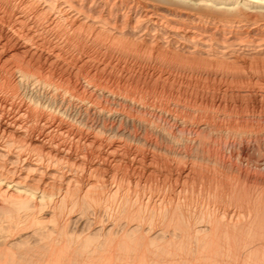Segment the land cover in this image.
Here are the masks:
<instances>
[{"label": "rangeland", "instance_id": "rangeland-1", "mask_svg": "<svg viewBox=\"0 0 264 264\" xmlns=\"http://www.w3.org/2000/svg\"><path fill=\"white\" fill-rule=\"evenodd\" d=\"M11 7L14 8L11 5H0V110L5 112V119L26 113L19 121L27 128L24 129L25 131L7 129L6 131L9 132L5 135L10 133L7 136L24 147L35 148L36 151L42 149L41 151L44 150V153L52 152L53 155L55 151L49 150V145H47V137L50 134L49 138L55 137L72 149L68 153L65 152V155L61 151L55 152L54 155L57 154L58 158H68L69 162L80 165V168L92 169L90 178H81V181L89 179L93 185L92 188L97 186L105 190L103 197L106 196L108 188L117 186L118 182L121 184L120 186L123 184V188L121 187L116 200L110 198L109 201L106 200L102 204L104 208H90L88 212L83 213L75 209L57 215L54 219L56 225L51 226V223L55 222L52 221L50 224L48 223L49 225L47 224L49 227L41 229L45 232L38 231L37 234H34L33 237L36 235L38 239L39 236V240H36L35 237L33 241L30 237V240L26 238L27 242L20 243L22 238L26 237L23 236L21 239L16 238L15 241L16 243L18 241L19 244L14 246L13 244L16 243L12 241L14 243L10 247L0 239L5 243H0V264H173V262L175 264H195V262L196 264L197 262L198 264H264V72H261L264 71V66L257 63V68H255L250 66L247 61L237 63L239 65H231L215 59H203L196 54L190 55L174 50L165 44L160 47H157L159 45L155 43V46H152L153 43L146 45L140 39L123 38L118 40L107 37L106 34H104L105 36L101 35L102 37L94 36L86 28L79 31V39L78 36L69 33V24L68 27H63L67 28L63 32V28L58 25L52 26L54 31H51L52 34L46 31L39 32L34 28L29 31L27 25L25 26L19 18L18 11L14 9L13 12ZM46 23L43 25H49L51 22ZM83 34L85 37L82 38ZM87 35H90L89 39ZM98 37L100 41H98ZM22 38L27 41L24 42ZM18 66L24 72L28 71L29 76L33 75L35 79H40L42 83L39 82L37 86L34 84L35 86L28 87V92L25 93L21 88L24 87L23 84L17 85L16 75H13L14 70L16 71L15 68H20ZM243 71L244 73H242ZM228 73L229 75H227ZM234 73L239 77L238 75L236 77ZM244 74L246 77H243ZM233 75L234 79L237 78L236 80H233ZM47 88L56 89L59 93L67 91V96L71 93L76 94L79 100H85V102L92 101V104L100 109H98L99 111H105V116L84 115L85 125H83L73 121L72 109L67 116L66 114L57 115L59 113L50 110L45 104L40 107L37 103L39 100L44 103L42 99ZM33 95L34 100L32 99ZM64 130H69V134L64 133L60 136L59 132ZM80 153L85 154L86 158H82ZM135 183L139 188L134 190ZM127 184L132 189L128 188ZM126 187L129 189H127L129 193H127ZM140 191L145 192L146 196L153 194L151 197L163 199L165 207L178 201L177 204L181 209L180 215L177 213L172 222L168 218L169 222L164 223L167 225H163L160 224L161 220L159 222V216L154 214L152 217L155 220H153V223L155 222L153 226L151 225L149 228L146 226V222L144 223L146 225L143 224V227L146 226L144 228L148 229L147 231L144 228L136 229L140 230L139 233L134 229L137 232L136 235L133 230V233L129 232L127 235L126 230H129L130 227L127 225L126 217L131 211L130 209H134L130 205L135 203L132 200L140 195ZM122 192L124 196L132 194L130 197L127 196L129 205L126 208L129 211L125 210L127 211L125 219V215L119 207L123 205L122 199L119 198L123 195ZM134 205L139 206L136 203ZM136 206L135 208H137ZM157 208H155L156 212ZM225 210L232 213L234 217L236 216L234 219L237 220V223L245 220L243 223H248V220H251L252 223V219L256 222L260 219L261 224L253 223L255 226H252L253 224L249 225L248 223V226H251L250 230L248 226L246 229H242L244 231L238 230L241 237L236 231L233 232L236 237L233 235L232 239L230 236L233 233H229L230 236L228 235L226 239L230 240L227 239V243L224 242L225 236H222L224 235L222 229H218V233H214L216 236L220 232L222 234H220L221 237L213 235L216 237V240L212 238L214 242L210 237L205 238L206 241L202 239L203 231L202 235L198 233V237L195 234L196 243L195 237H193L195 231L188 232V230H192L188 229L189 223L191 222V227L193 219L198 221L200 215L212 221L218 214L216 219L220 220V215ZM41 214L38 213L36 218H39ZM75 217L78 220H75L76 223L73 220L76 219ZM204 221L207 220L204 219ZM111 222L115 225L120 223L115 228L113 226V232L107 233L111 236L105 234L106 231L103 233L98 230V226L111 225ZM203 224L198 223L197 226H203ZM206 224L204 226H207ZM120 226L122 229L119 228ZM21 227L19 228V230L21 229L20 233L22 228L27 232L28 229ZM31 229L33 227H30L28 231ZM149 230L150 232H148ZM160 230L166 238L172 236V230L174 234L178 235V240L174 238L176 235L173 237L176 241L182 242L180 240L183 239L185 242L181 244L174 240L176 245L180 244V246H176L173 245L174 243L172 244V238V242L168 243L172 244L173 248L172 245L165 243L168 239L165 240L166 238L161 234L160 237L163 240L158 237L161 240L158 242L162 244L164 241L165 246L163 244L160 246L156 242L158 238L153 236L155 241L151 236L156 231L161 233ZM180 230L183 232L181 231V233ZM151 232L153 234L150 235ZM206 232L208 233V231ZM14 233L19 234L17 231ZM94 233L98 235H94ZM122 233H126L127 236ZM12 234H9L12 238L18 235ZM140 235L144 236L142 240L145 241L151 236L150 238L153 240L149 238L148 241H154V243L149 242V245L146 242L149 247L145 241L139 240ZM181 235L186 238L180 239ZM86 236L91 237L89 241ZM105 236L106 240L108 238L111 243L104 240ZM135 236L140 242L137 243V240L133 239ZM187 238L189 241H191L190 239L195 241L196 246L198 244V247L195 248L194 243L190 242L193 253L191 250L189 252L190 244H188ZM236 238L237 241L239 239V242L236 241ZM82 239H85V243L89 244L81 245ZM132 239L134 244H137H132L133 242L130 241ZM209 239L210 241H208ZM231 240L232 242H230ZM67 243L68 245H66ZM203 243L205 244L202 250L200 246H203ZM153 244L159 246H155L157 250L155 247L153 249ZM184 244H188V248ZM205 245L211 249V252ZM79 246L81 250L87 246L88 248L82 250L83 253H81L78 252V250L81 251L78 249ZM95 246L97 247L95 248ZM182 246L185 248L182 249ZM160 247L162 248L160 249ZM166 247L169 249L171 247V249ZM175 247L178 248L176 252H174ZM180 247L182 251H185H183L184 254L180 251ZM74 248L77 249L74 250ZM215 248L220 252V254H218L219 252L215 253L218 259L216 263L213 262L215 256L212 253V251H218ZM62 249L66 250L67 256H63L64 250ZM126 249L127 251H125ZM159 249L165 251L161 252ZM172 249L174 251H171ZM197 249L201 253L195 251ZM54 251H56L55 254ZM57 251L61 256L57 257L59 255ZM85 251L86 253H84ZM156 251L159 252L157 256L155 255ZM168 251L177 254L176 257H172L174 255L169 254ZM177 251L180 252L177 253ZM194 251L197 254L207 253L206 257L200 255L201 261L200 258H197L198 256L195 257L197 254ZM160 252L162 254L168 252L163 254L166 260ZM75 253H79L80 256H76ZM179 253L183 255H179ZM82 254H84V258L81 256ZM207 255L210 257L211 263ZM64 257H67L65 261ZM170 259L173 262L167 263L170 262Z\"/></svg>", "mask_w": 264, "mask_h": 264}, {"label": "bare ground", "instance_id": "bare-ground-1", "mask_svg": "<svg viewBox=\"0 0 264 264\" xmlns=\"http://www.w3.org/2000/svg\"><path fill=\"white\" fill-rule=\"evenodd\" d=\"M0 3H1L0 5L4 4L5 6H10V5L13 6L14 8L11 7L13 9L12 11L14 12L15 11L14 9H16L18 11V13L17 12L16 13L19 14L18 16H19V18H21V20L23 21L25 26L27 25L26 27L28 28V30L29 29L31 30V28H34L36 31L37 30H39V32L43 31V33H44V31H46V32H50L52 34V32H51V31H53L52 26L58 25V27L63 28V27H68L67 25L69 24L70 25L68 27L69 31H70L69 33H72L73 36L74 35L78 36L79 39H80V32L79 31L82 28H86V29H89L93 33L94 36H99V35L101 36V35L106 34V35H108L107 37H111L112 39H118V40H121L123 38H125V39L129 38V40L130 39L131 40L140 39L146 45L148 43H149L148 45H151V43H153L152 46H155L154 45V43H155V44L159 45L157 47H160L161 45L165 44V45L172 47L174 50L176 49L182 53H186V54H190V55L196 54L198 57L200 56L203 59H215L217 61H224V62L231 64V65H235L237 63H244L245 61H247L250 64V66H254L255 68H257V66H256L257 63H261L262 67L264 66V0H0ZM18 16H16V17H18ZM17 20H19V19H17ZM46 22H51V23L50 24L48 23L49 25L44 26L43 24H45ZM21 25H22V23H21ZM49 26H51V27H49ZM22 28H24V27H22ZM64 29L65 28L62 29V32ZM65 30H67V28ZM58 31H60V30L58 29ZM67 35H69V34H67ZM93 35H91V36H93ZM83 36H84V34L82 35V38H83ZM53 37H54V35H53ZM89 37H90V35L88 36V39H89ZM62 38H64V37H62ZM98 39H99V37H98ZM140 40H136V41H140ZM25 41H27V40H24V42ZM98 41H100V39ZM132 42H130V43H132ZM96 43H99V42H96ZM146 45H144V46H146ZM124 51H126V49H124ZM127 53H128V51H127ZM210 61H212V60H210ZM237 65H239V64H237ZM18 67H20V66H18ZM246 68H247V66H246ZM15 69H16V71L14 70L15 73H13V75L14 74L16 75L15 77H16L17 85L23 84L24 87H21V88L24 90L25 93L28 92L27 91L28 87H32L34 84H36V86H37V84H39V82L42 83V81L40 79H38L37 77H36L37 79H35V77L33 75L29 76L28 75L29 72L28 71L24 72V70H22L21 67L15 68ZM250 69H251V67H250ZM256 71H257V69H256ZM259 71H261L260 68H259ZM252 72H250V73H252ZM261 72H264V71H261ZM242 73H244V71ZM257 73H258V71L256 72V74ZM234 74L237 77L238 74H236V73H234ZM256 74H255V76H256ZM227 75H229V73ZM251 75H253V74H251ZM235 76L233 75V80L237 79V78L234 79ZM241 76H242V74H241ZM238 77H239V75H238ZM243 77H246L245 74L243 75ZM39 86H41V85H39ZM43 86H45V85H43ZM66 92L64 93V91L63 92L60 91V93H59L58 91H56V89H53V88L48 89L44 93V97L42 99V100H44V103H41L39 100V103H37V105L40 107H43L45 104L50 110H52V111L54 110V112L59 113L57 115H60V114L61 115L66 114L67 115L68 112L70 111V109H72L73 110L72 111L73 116H71V117H72L73 121L77 124H83V125H85V121L83 118L84 115L96 114L98 116H103V117L105 116V111L104 112L99 111L100 109L98 108L99 109L98 110L96 108V106H94V104H92V101L91 102H88V101L85 102V100L84 101L79 100L77 98L78 95L76 96V94H73V93H71L70 95L67 96ZM61 93H63V94H61ZM32 99L34 100V95H33ZM23 113H25V112H23ZM5 115H6L5 112L3 110H0V239L4 240L7 245H10V247H12L13 245L14 246L17 245V243L19 244V242L17 241V243H16L15 240H16V238L21 239L23 236H26V237L22 238L20 243L21 242L25 243L26 238H28V240H30V237L33 240L36 237V235H35V237H33L34 234H37L38 231H40L42 233V231L44 230V227L46 229V226L48 223L50 224L52 221H55L54 219L56 218L57 215H61L65 212H70V211L75 210V209H78L82 213L85 211L88 212V210H90V208L101 209V208H104V207H102V204L105 203L106 200L109 201L108 199H110V198L111 199L113 198L112 200L117 199L118 193L120 192V189L123 186V184H122V186H120L121 184L118 182L119 183V185H118V183L116 182L117 184L116 183L115 184L117 186L108 188L109 190L106 192L107 193L106 196L103 197V192L105 190H103L97 186H96L97 188L96 187L92 188L93 185H91L92 183L89 182V179H86V181H84V182L81 181V178H90V174H91L92 169L84 168V167L80 168L79 167L80 165L78 166L74 163L69 162L68 158L67 159H63L61 157L58 158L56 156L57 154L54 155L55 152H59V151L64 152V155H65V152L68 153L69 151L72 150L70 147H68L64 144L65 142L58 140L55 137L49 138L50 137V134H49V136L47 137L48 138V144L47 145H49V148H48L49 150L51 149V151H55L52 155V152H45L44 153L43 152L44 150L41 151L42 149L39 151L38 150L36 151V150H34L35 148L29 149V147H24L23 145L19 144V142L17 143L14 140H12V138H9L7 135H9L10 133L5 135L6 133L9 132V131L8 132L6 131L7 129L13 128L15 130H24L27 128V126L25 127V125H22L19 121V119L22 118V116L24 117V115L22 113L14 115L10 118L8 117V119H5V117H4ZM55 127H57V126H55ZM49 129H50V127H49ZM64 133L69 134V130L68 131L67 130L66 131L65 130L60 131L59 135L61 136ZM41 136H43V135H41ZM68 138H69V136H68ZM76 147H78V146H76ZM76 151H79V150H76ZM82 154H81V156H83L82 158H86L85 154L84 155H82ZM62 155H63V153H62ZM85 160H87V159H85ZM94 171H96V170L94 169ZM92 177H93V175L91 176V178ZM101 179H103V178H101ZM112 179H113V177H112ZM112 185H114V184L112 183ZM128 185L129 184H127L126 186H128ZM136 185L137 184L135 183V185L133 187L134 190L136 188H139L138 185L137 186ZM129 187L131 188V186H128V188ZM128 188L126 187V191ZM137 191H138V189H137ZM146 191H148V190H146ZM141 192L142 191H140V195H138L139 197L135 194V196H137L138 198L137 197L135 198V196H134L135 200H132V201L133 202L135 201V203L138 205H139V203H137L136 201L140 202L143 205V207L141 204L139 206H136V205H134L135 204L134 203L133 204L134 206H133L130 203L131 204L130 206L134 207V209H130L131 211L127 210L126 207H127V205H129V199L128 198L132 194L131 195L127 194V196L129 195V197H127L126 195L124 196V193L122 192L123 195L121 197H119L120 199H122V203H123L122 206L121 205L119 206L121 211L123 212V215H125V213L127 211H129L127 214V217H126V215L124 216V219L126 217L127 218L126 220H128L127 225H129L130 229L132 228L131 231H130V229L126 230L124 228L127 231V232L125 231L127 233V235L129 234V232H132V230L134 231V229L135 230L136 229L142 230L146 226L147 227H149V226L151 227V225L153 226V224L155 223V222L153 223L154 218L152 219L154 214L159 216V218H160L159 222L161 220L160 224H163V225H167L164 223L169 222L168 218H170V222H172V221H174L173 219L176 218L177 213L180 215L181 209L178 206L179 204H177L178 201L177 202L173 201L175 204L172 202L173 205L169 204L168 207H165V206H163V201H162L163 199H161L159 197H157V198L151 197L153 194L152 195L148 194L149 196H146L144 194L145 192L144 193L143 192L141 193ZM127 193H129V191H127ZM169 203H171V202H169ZM135 206L137 208H135ZM155 208H157V212H156ZM125 210H127V211H125ZM122 212H121V215H122ZM38 213H42V214H41V216H39V218H36V217H38V215H37ZM145 214H146V216H145ZM80 216L82 217V215H80ZM167 216H169V217H167ZM202 216L200 215V219H202L201 221H200V219L198 221H196L197 219L196 220L193 219L196 222H194L192 220L193 224H191V227H190V223H191L190 222L189 226H188V229H192L191 231L188 230L189 233H191L192 231H195L194 236L192 235L193 237H195L194 238L195 241L197 240L196 236L198 235V233L201 234L203 231L204 232L208 231L209 234L207 232H206L207 234L203 232L204 235L201 234L203 236L202 239L205 240V238L208 239L210 237L211 241L213 240L212 238H214L216 240V237L220 236L221 232L217 236H216V234L214 235V233H216L218 229H220V230L222 229V231H223L222 234H224V235H222V234L221 235L225 236V239H224V242H225L228 239V238L226 239V237L228 235L230 236L229 233H231V232L233 233L236 231L238 232V230L244 231L242 229H244V228L246 229V227L248 226V223H249V225H251L253 223L254 224L257 223L258 225L261 224L259 218H255V219H259V221L257 220V222H256V220L253 221V219H252V223H251V220H248L249 221L248 223H243L246 220L243 222L239 220L240 222L238 221L239 223H237V220L234 219L236 216L234 217V215L232 213H230L228 210H225L220 215V220L216 219L218 214L216 215V217L212 221L208 220L207 218H203ZM221 216H222V218H221ZM258 216H260V215H258ZM75 218L76 219H73V220L76 223L75 220H77V217H75ZM88 219H89V217H88ZM204 219L207 221L203 222ZM222 219L223 220L225 219V220L221 221ZM73 220H70V221H73ZM157 221H158V219H157ZM86 222H88V221H86ZM145 222L147 223V225L144 224ZM54 223H56V221L53 222V224L51 223V226L56 225ZM111 223H112L111 225H101V227L98 226V230L100 232H103V233L106 231L105 234H107L108 232L111 233L112 229H114L116 226H119V224H120L119 223L118 225H115V224H113V222H111ZM187 223H186V225H188ZM198 223H201V224L207 223L206 224L207 226H204V224H203V226H200V225L197 226ZM143 224L146 226L143 227ZM175 224H177V223H175ZM254 224L252 226H255ZM127 225H126V227H127ZM168 225H169V223H168ZM20 226H22L28 230L30 227H33V229H31L30 231L27 230V232H29V233H27V232L23 231V228L21 227L23 232L21 231V233H20V230H21V229L19 230ZM113 226H114V228H113ZM169 226H171V225H169ZM47 227H49V226H47ZM180 227H183V226H180ZM249 227H251V226H248V229H249ZM119 228H121V226ZM41 229H43V230H41ZM15 231L19 232V234L14 233ZM136 231H134L135 235L138 231L140 233V230H138L137 232ZM161 231L162 230H160V232ZM181 231L182 230H180V232ZM40 232H39V234H41ZM43 232H45V231H43ZM95 232L99 233L97 231H95ZM148 232H150V230ZM176 232H177V230H176ZM10 233H13L12 235H14V234H18V235H17V237L15 235V236H13L15 238H12L9 235ZM96 233H94V235H98ZM123 233H124V230H123ZM123 233H122V235L125 236L126 233L125 234H123ZM132 233H130V234H132ZM163 233H164V231H163ZM189 233H188V235H189ZM151 234H153V232H151L150 235ZM161 234H162V232L159 233L156 231V233L154 232V235H151V236H152V238H154V237L158 238V237H160ZM171 234H172V236L169 237L170 241H169V238L164 237L165 234H162L163 237L166 238L165 240L168 239V241L165 243H168V242L170 243L173 241L172 244L174 243L173 245H176L177 244L176 242H179V241H176L178 235L174 234V232H172V230H171ZM184 234L186 235V233H184ZM195 234H196V236H195ZM107 235L109 236L110 234H107ZM133 235H131V236H133ZM175 235H176V237H174ZM213 235L216 237H213ZM233 235L235 236V234L233 233L231 235L232 237L230 236V238L233 239ZM238 235H239V232H238ZM242 235H243V233H242ZM41 236H42V234H41ZM147 236H148V234H147ZM151 236L148 237V240L151 239L150 238ZM239 236L241 237V233ZM86 237H87V239L89 238L88 241L91 238L88 236H86ZM140 237L141 238L139 240L144 242L145 240H142V238H144V236L142 237V235H140ZM173 237L176 239H174ZM182 237L184 239L186 238V237H184V235L183 236L181 235L180 239ZM109 238H112V237H109ZM155 238H154V240H155ZM172 238H173V240L171 241ZM188 238H191V237L188 236ZM188 238L186 240H188ZM223 238H221V239H223ZM237 238H236V241H237ZM114 239H115V237H114ZM129 239H131V238H129ZM133 239L137 240L138 237L136 238V236H135V238H133ZM133 239L130 240L131 242H133L132 244H134ZM160 239L163 240V238H161V237H160ZM160 239L158 238L157 241L156 240L155 241L158 242ZM198 239L200 240L201 238L199 237ZM210 239L208 241H210ZM2 240H0V243H4V242H2ZM36 240H39V236H38V239L36 237ZM77 240H79V239H77ZM84 240H83L84 243L82 242L83 244L81 243V245H84V246H85V244L88 245L89 243H85L86 240L85 241ZM104 240H106V236H105ZM107 240H108V242H110V240L108 238H107ZM139 240H137L136 242L138 243ZM148 240L145 241V244L148 245L149 242L154 243V241H148ZM151 240H153V239H151ZM161 240H160V242H161ZM190 240L191 241L188 240L189 242L187 241L188 244H190V242L191 243L193 242L192 239H190ZM218 240H219V237H218ZM229 240L230 239H228V241ZM12 241H15L16 244H13L14 242L12 243ZM111 241H113V240H111ZM180 241L183 242V239ZM195 241L193 242L194 245H195ZM208 241H207V243H208ZM146 242H148V243H146ZM156 242H155V244H156ZM182 242H179V243L182 244ZM200 242H201V240H200ZM202 242H204V241L202 240ZM213 242H214V240H213ZM230 242H232V240ZM237 242H239V239ZM68 243L66 245H68ZM137 243H135V244H137ZM163 243H164V241H163ZM196 243H197V241H196ZM205 243H203V246H200V247H202V250L204 248ZM226 243H227V241H226ZM119 244H121V243H119ZM157 244L160 246L162 245L159 242ZM172 244H169V245H172ZM218 244H219V242H218ZM149 245H150V243H149ZM158 245L153 244V249L155 246H158ZM187 245H185V246H187ZM84 246H82V247L84 248ZM97 246H95V248ZM130 246H131V244H130ZM163 246H165V245L163 244ZM176 246H180V244H178ZM188 246H187V248H188ZM205 246H207V245H205ZM210 246H212V245H210ZM227 246H229V245H227ZM46 247H44V249H46ZM66 247H65V249L68 248V247L67 248ZM183 247L184 246H182V249L185 248V247L184 248ZM189 247L191 248V244ZM197 247H198V244L195 248H197ZM87 248H88V246H87ZM87 248H84V249H87ZM161 248L162 247H160V249ZM173 248H174V246H173ZM175 248H176L175 251L173 249L171 251L176 252V250L178 248L177 247H175ZM187 248H186V251H187ZM190 248H189V252H190V250L192 252L193 248H191V249ZM217 248H219V247H217ZM76 249L74 248V250H76ZM78 249H80V246ZM84 249H82V250L84 251ZM151 249H152V246H151ZM155 249H156V247H155ZM160 249H159V251H161ZM167 249H169V248H167ZM167 249H166V251H167ZM170 249H171V247H170ZM207 249H208V246H207ZM62 250H64V249H62ZM82 250L81 251L78 250V252L83 253ZM208 250H210V252H211V249H208ZM216 250H218V249H216ZM125 251H127V249ZM163 251H165V250H163ZM163 251H161V252H163ZM180 251H182L181 247H180ZM180 251H177V253ZM183 251H182V253L184 254L185 251L184 252ZM195 251L198 252L199 250L197 249ZM195 251H194V253H196ZM226 251H227V247H226ZM229 251H228V253H229ZM55 252L56 251H54V254H55ZM65 252H66V250H64V253H62L60 251V253H62L63 256L66 255ZM88 252L89 251L87 250V253ZM128 252H131V251H128ZM168 252H164V253H168ZM170 252H169V254L174 255L172 257H176L177 254H175L174 252H172V253H170ZM216 252H219V250L215 251V252L212 251V253H214L213 254L214 256H215ZM221 252H222V250H221ZM238 252H239V250H238ZM84 253H86V251ZM151 253H152V251H151ZM188 253H185V254H188ZM200 253H198L199 255L197 253H196L197 255L194 254L195 257L198 256L197 258H200L199 257L200 255L205 256L207 254L205 252H203V254H200ZM58 254H59V252H58ZM75 254H76V256L77 255L80 256L79 253H75ZM157 254L159 255L158 251H156L155 255L157 256ZM163 254H162V256H163ZM183 254L179 253V255H183ZM218 254H220V252ZM52 255H53V253H52ZM83 255L84 254H82L81 256L84 258ZM155 255H153V256H155ZM59 256H61V254L57 255V257H59ZM162 256H161V258L163 259V257H164V259L166 260L165 256H163V257ZM169 256H171V255H169ZM189 256H190V253H189ZM207 257H209V256L207 255ZM214 258H215V261H213V262L216 263L218 259L216 258V256ZM60 259H63V258L60 257ZM65 259H67V257L66 258L64 257V261H65ZM162 259H161V261H162ZM199 260L202 261L201 258ZM210 260L211 259L209 257V261ZM48 261H50V259ZM58 261H59V258H58ZM171 261L173 262V260L170 259V262H167V263H172ZM229 261H231V260H229ZM62 262H63V260H62ZM203 263H206V262H203ZM210 263H211V261H210ZM173 264H175V263L173 262ZM195 264H196V262H195ZM197 264H198V262H197Z\"/></svg>", "mask_w": 264, "mask_h": 264}]
</instances>
